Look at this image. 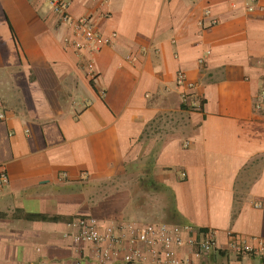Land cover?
Listing matches in <instances>:
<instances>
[{
	"label": "crops",
	"instance_id": "obj_1",
	"mask_svg": "<svg viewBox=\"0 0 264 264\" xmlns=\"http://www.w3.org/2000/svg\"><path fill=\"white\" fill-rule=\"evenodd\" d=\"M67 1L112 43L79 53L49 0H0V264H102L74 223L120 198L139 209L107 221L216 231L184 264H264L228 249L264 239V0Z\"/></svg>",
	"mask_w": 264,
	"mask_h": 264
},
{
	"label": "built area",
	"instance_id": "obj_2",
	"mask_svg": "<svg viewBox=\"0 0 264 264\" xmlns=\"http://www.w3.org/2000/svg\"><path fill=\"white\" fill-rule=\"evenodd\" d=\"M49 4L54 14L62 22L69 24L71 35L66 41L79 53H92L102 44H111L116 36L115 32L104 35L98 31L90 14L80 18L73 17L69 12L67 0H49ZM87 67L90 74L95 77L96 70L92 58L88 59ZM185 77V74L179 73L178 82L184 84ZM186 83L188 87H193V83ZM192 104L195 106L197 103L193 100ZM5 117V112L0 111V120ZM2 178L4 181L8 180L5 173L2 174ZM74 224L79 228L75 239L93 244L96 259L102 264H184L185 259L180 256V251L187 246L195 247L197 257L220 248L215 230L198 231L189 224L142 223L135 220L101 221L93 216H81ZM228 249L237 255L264 257V239L248 240L229 232ZM43 264L54 263L45 261ZM76 264H80V261Z\"/></svg>",
	"mask_w": 264,
	"mask_h": 264
},
{
	"label": "rangeland",
	"instance_id": "obj_3",
	"mask_svg": "<svg viewBox=\"0 0 264 264\" xmlns=\"http://www.w3.org/2000/svg\"><path fill=\"white\" fill-rule=\"evenodd\" d=\"M104 191H105L104 189H103V191H101V194H100V198L102 197L101 200L103 199V197L105 195ZM138 194H139V192H137L136 195H138ZM119 202L116 203L117 205H114V206H112L110 208H106V207L102 208L103 217H107L106 216L107 214L109 216H111V217H117V216H126V217L128 216V217H131V218L134 217L133 214L132 215H128V212L129 211L130 212L136 211V210L139 209V207H138L139 205L137 204L138 201L133 202V205L131 204V205H129V207H126L125 209L122 206V198H120ZM157 202L158 201L155 198L149 199L148 203H146V210H147L148 213H150V212L156 213L158 218H160V217H162L161 215H162V210H163L162 207L163 206H162V204L157 203ZM103 217H101V218L96 217V218H98L101 221H107V220L113 219V218L108 219V218H103ZM159 220L161 221V219H159Z\"/></svg>",
	"mask_w": 264,
	"mask_h": 264
},
{
	"label": "trees",
	"instance_id": "obj_4",
	"mask_svg": "<svg viewBox=\"0 0 264 264\" xmlns=\"http://www.w3.org/2000/svg\"><path fill=\"white\" fill-rule=\"evenodd\" d=\"M175 215H177L176 211L173 212Z\"/></svg>",
	"mask_w": 264,
	"mask_h": 264
}]
</instances>
